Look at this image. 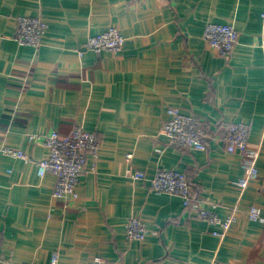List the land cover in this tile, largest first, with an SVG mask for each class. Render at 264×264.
Returning a JSON list of instances; mask_svg holds the SVG:
<instances>
[{
    "label": "crops",
    "instance_id": "obj_1",
    "mask_svg": "<svg viewBox=\"0 0 264 264\" xmlns=\"http://www.w3.org/2000/svg\"><path fill=\"white\" fill-rule=\"evenodd\" d=\"M264 0H0V264H264ZM17 17L39 18L47 32L38 50L19 46ZM208 23L232 25L228 57L209 49ZM114 27L122 50H80L89 36ZM198 117L206 150L168 146L167 109ZM244 122L258 148L259 177L245 188L240 155L222 138ZM74 126L95 132L78 199L52 197L55 177H38L46 149L32 135ZM23 151L24 162L1 152ZM163 150L157 153L155 150ZM131 155V157H129ZM183 173L192 196L221 218L216 237L178 197L150 191L127 170L150 179L157 169ZM141 218L142 241L125 223Z\"/></svg>",
    "mask_w": 264,
    "mask_h": 264
},
{
    "label": "built area",
    "instance_id": "obj_2",
    "mask_svg": "<svg viewBox=\"0 0 264 264\" xmlns=\"http://www.w3.org/2000/svg\"><path fill=\"white\" fill-rule=\"evenodd\" d=\"M261 19L264 24V13H262ZM46 32L47 25L41 19L17 17L13 40L19 46L32 47L38 50ZM203 38L210 50L226 58L237 43L238 33L232 25L208 23L204 27ZM124 41L125 39L119 31L110 27L103 33L89 36L82 48L77 50V53L79 56L82 55L83 51L118 53L122 50ZM166 114L167 120L162 125L161 134L168 146L178 149H207L203 141L206 136L205 130L198 117L183 114L174 107L168 108ZM28 139L29 143H35L46 149L47 156L37 161L36 166L38 177L41 178L48 173L55 177L52 197L62 200L78 199L77 185L84 175L88 159H96L98 155L100 141L97 134L84 130L82 126H74L72 131L65 136L52 131L47 134L32 135ZM221 140L227 153L240 155L244 176L239 180L238 185L245 188L249 180H255L259 177L256 167L259 151L255 145L250 143L248 125L244 122L232 124L227 128ZM155 151L161 153L163 150L157 149ZM1 152L24 162L31 160L20 150L3 148ZM126 175L133 181H147V186L153 193L178 197L183 207L191 210L194 217L216 228L212 232L213 236L219 237L225 233L235 219L233 215L221 218L212 210L203 208L198 198L192 196L190 184L183 173L160 168L150 179H147L145 173L141 171L127 170ZM248 217L251 221L264 223V218L256 207L250 208ZM124 227L128 241H142L145 238L147 230L141 218L130 217ZM49 264H59L56 255L50 258ZM92 264L106 263L97 256L94 257Z\"/></svg>",
    "mask_w": 264,
    "mask_h": 264
}]
</instances>
